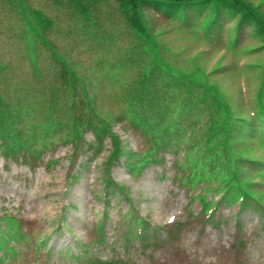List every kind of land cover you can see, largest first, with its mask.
Here are the masks:
<instances>
[{"label":"rangeland","instance_id":"rangeland-1","mask_svg":"<svg viewBox=\"0 0 264 264\" xmlns=\"http://www.w3.org/2000/svg\"><path fill=\"white\" fill-rule=\"evenodd\" d=\"M248 1L259 5L264 16V0ZM144 15L153 33L146 43L118 0H0V111L35 114L20 123L27 129L47 119V113L62 123L69 113L82 120L107 119L124 151L110 162L111 135L96 150L88 128L74 146L64 141L63 126L49 137L40 159H25V151L6 159L0 151V217L7 226L5 217H15L25 233L24 239L8 240L5 248L16 253L0 250V257L7 254L0 264H264V206L244 208L210 192L216 208L208 218L196 197L204 183L186 184L188 169L177 164L184 149L161 150L157 161L140 170L129 168L126 155H142L151 138L122 116L123 100L138 79L183 72L191 77L199 70L233 108L255 118V97L264 87V38L246 26L232 51L227 36L234 19L221 21L225 34L218 40L203 37L206 20L189 26L192 22L182 16L168 19L150 9ZM241 52L247 54L242 62ZM72 85L76 105L70 109ZM85 96L92 99L97 117ZM208 115L206 109L182 124L184 143L204 141ZM250 133L236 148L247 146L249 158L264 162V131ZM242 163L247 187L264 205V164ZM108 175L113 189L106 185Z\"/></svg>","mask_w":264,"mask_h":264},{"label":"trees","instance_id":"trees-1","mask_svg":"<svg viewBox=\"0 0 264 264\" xmlns=\"http://www.w3.org/2000/svg\"><path fill=\"white\" fill-rule=\"evenodd\" d=\"M118 1L126 15L127 22L140 35L144 43L149 42L153 35L144 15L146 9L156 11L168 19L182 16L181 18L185 22L186 20L192 22L188 23L189 26L197 23L199 19L206 20L204 28L201 30L203 37L214 36L218 37V40L225 34L223 26L220 25L221 21L234 19L236 22L231 34L229 30L226 31L227 35L230 34L227 37L230 39L228 45L232 51L238 49L236 45L239 43V35L246 26L248 28L251 26L256 35L264 38L263 13L260 11L259 5H254L248 0ZM245 53L241 52L242 56L239 59L241 62L247 55ZM154 73L156 70H153ZM160 77L162 79H138L126 100L127 103L123 100L126 109L122 116H125L133 127L145 132L151 138L150 146L142 155L139 154L137 158H132L129 154L126 155L129 158L126 159V166L140 170L150 162L157 161V153L161 150L167 149L177 153L184 149V155L178 157L177 164L188 169L189 174L185 176L184 181L186 184L194 186L198 181L204 183L196 197L204 203V213L208 218L212 216L216 208V201L213 198L208 199L207 194L210 192H215L219 201L237 202L244 208L247 206L256 207L255 204L264 206L255 193L247 187V178H243L241 174L242 168H244L243 160H252L259 164H264V162L249 158L246 155L247 146L242 149L236 148L239 142L248 140V133L256 132L258 134L259 129L264 131V87H260L255 97L256 107L259 105L256 117L248 119L232 107L217 84L209 81L208 75L202 79L203 76L199 70L191 77H187L185 72L177 77L172 75H160ZM262 82L264 83V79ZM84 86L83 91L87 94L89 89L86 82H84ZM72 87H74L72 88L73 98L69 95L70 109L76 105V85H72ZM77 91L80 92L79 89ZM87 97L89 96H85L86 104L90 107V112L92 111L91 113L96 116L93 101ZM3 105L4 102H0V106ZM206 109L209 115L205 126L204 141L189 139L184 143L182 124L190 118H199ZM16 110L19 113L14 110L0 111V151L6 159L19 158L22 156V151L26 152L23 155L25 159L30 155L40 159L42 152L50 145L49 137L57 136L60 126L67 130L64 141H71L74 146L80 144L84 138L83 130L90 128L96 138V143H98L96 150L100 149L103 138L106 135H111L114 148L109 157L110 162L116 161L117 157L124 153L120 139L110 128L111 124L107 119L101 118L100 121L95 122L92 117H87L82 120L81 116L76 117L69 113V120L62 123V120L52 118L47 113V119H42L39 125L30 123V128L27 129L20 123L25 120L31 121L36 115L27 116L20 113L21 109ZM184 118L185 121L181 123ZM256 119L261 120V124L258 126L253 123L257 121ZM66 125L68 128L65 127ZM18 126L21 127L18 128ZM178 137H180L179 140ZM39 141L41 145H38ZM260 170L264 171V167L262 166ZM110 179V175H108L106 185L113 189ZM257 182L259 181L254 183ZM116 185L119 184L116 183ZM119 187L123 189L121 185ZM140 219V217L136 218L138 224H142ZM5 220L10 221L9 226L5 225L4 218L0 217V250L5 249L9 254V251H13V247L5 248L8 240L14 237L17 239L20 237V240L24 239L25 233L19 230V222L15 217H5ZM3 224L5 228H2ZM40 243L44 244L46 241L41 240ZM13 253L16 252L13 251ZM5 256L0 257V262L4 260ZM90 264H95V262H90Z\"/></svg>","mask_w":264,"mask_h":264}]
</instances>
